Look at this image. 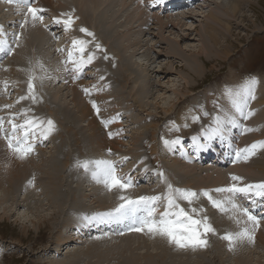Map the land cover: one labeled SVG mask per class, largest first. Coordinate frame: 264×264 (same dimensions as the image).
<instances>
[{
  "label": "rangeland",
  "instance_id": "obj_1",
  "mask_svg": "<svg viewBox=\"0 0 264 264\" xmlns=\"http://www.w3.org/2000/svg\"><path fill=\"white\" fill-rule=\"evenodd\" d=\"M1 1H4V5H7V6L5 7L6 10H4V12H2V14L0 13L1 14L0 17L7 18L9 15V16H11L12 19H14V17L17 16L18 13L24 14L22 11L15 12V9H10V7H8V6H10L11 3H9L8 0H1ZM51 1H52L53 6H58L62 0H58V1L57 0H51ZM144 1L145 0H143L142 3H140L139 1H135V4H134V1H132L131 2L132 3V9L139 8V9H143L144 11H146L147 8H149L147 10V12L149 11L150 13H144V11L142 10V13H143L142 19L143 20H145L149 16L152 17V19H150L149 21L147 20V22H146L148 25L146 30H149V27H150L149 24L152 21L154 22L153 25H155L156 27L152 28L149 33L148 32L146 34L143 33V35L140 37L143 40V42L138 44V45H140V48L137 51L135 50L136 47L130 49V52L133 50L135 51L136 54H134V57H133V55L131 57H133V59L136 57L134 60L138 62V65L140 64L139 65L140 68L135 69L136 72L133 71L129 75V77H130V78H128L129 83H127L126 86L123 87L118 82L114 81L115 78L113 79L112 76L109 74V73H113V71H112L111 67L109 66V64L108 65L106 64L107 63L106 60L104 61L105 62L104 65H105L107 70H105L103 67H101V65L97 61H94V63L92 65L87 66V67H89L92 74H87L90 71L85 69L84 74L79 79H72L73 74L68 71L69 74L71 73L70 76L72 78L69 76L70 77L69 83L67 85L65 84V79H63V78L60 79V77H58V79L54 81L53 77H49V75L47 76L48 78H46L47 82H46L45 88H48L47 91L50 94L55 93L58 96V98L61 99L65 105L69 106L74 111L73 113H75L77 108L74 106V104L71 100V96H70L71 91L69 89V88L74 86L77 89L79 96L84 101V104H86V106L89 107L88 109H89V111H91L90 112L91 114H89L87 116V119L85 118L83 121L82 120L78 121L77 118H74V120H73V118L70 119V117L65 118L64 117L66 115L65 113L63 115H61L60 112L58 114H56V113H54V111L52 112V110H50V108L47 107V105H46L47 103L45 102V100L43 98L39 100V103L45 102L46 104H44V106H43V104L40 105V110L38 111V113L43 118H51L56 122V132H54L52 134L54 136L52 139H51V136H49L48 140L38 141L36 144L35 153L32 156H30L28 159L23 160V162L26 161V163L30 162L26 170L28 171V173H30V172L31 173H30V175L27 176L26 179H24L22 181L23 186L21 189V193H20L21 195L20 196L22 199L23 197L26 196L25 194H29L31 192L33 187L36 186V188H37L39 185H42V183L40 181V176L42 173H40L38 171V164H41L43 162L42 161L43 157H44L43 155L44 154L48 155V152H50L53 148L52 146H54V148L57 150V154H56L57 159H60L66 163L64 166L65 170H63V175H62V178H63L65 185L63 184V188L60 189L59 192L64 194V197L66 198L65 199V202H66L65 205L68 204L70 207H67L65 212L62 211L61 215L59 214L60 215L58 217L59 219L57 222H55L57 224H54L53 227L42 226L40 228V230H38L36 227H34L32 225L31 221L39 213H40L39 215H41V213L47 214L50 212V210H49L50 206H49V208H47V205H45L46 207H44V208H40L39 212L36 208L37 206H36L35 202H36V200H40L38 197V195L40 196V191H41L40 188H38L37 190L36 189L33 190V192H35L36 194L32 195V198H30L28 205L27 204H21L22 206L21 205L19 206L18 200L16 201V204L13 203V201L10 199L16 197L15 195H18V193L20 191V187L15 186L11 182L13 176L7 175L8 170L5 171L0 167V178L1 177L4 178L3 180H0V187H2V188H0V198L3 197V195H8L10 199L8 200V202H6V204L9 207H11L15 212H17L16 215L21 214L23 216V217H21V219H15V217H11V216L6 215V214H1V211H0V246H1V248H3V249H0V252L3 251L5 248L7 249V252L2 254V256H0V264H50V262L55 260V259L57 261H59V259L63 260L66 257V252H74V251H81L84 253H82L76 259L77 261H74L73 264H90V263L96 262V261H97L96 262L97 264L100 261H101V264H132L133 260H140L142 264H146L147 263L145 261L146 258L143 257L147 254L146 252H149L150 250L151 251L153 250L154 252L156 251L154 248L149 247L151 245H149V246L148 245L138 246V243H139L138 241L137 242L135 241L134 244L130 245V248L128 250L124 247V245L122 246V244H121L122 242L124 244V242H126L127 240L122 241V242H117V243H119V245H117V243H114V242H111V244H110V241H111L110 239L112 238V235L115 234V232H113L111 230H106L104 232L107 235L104 233L96 232L95 229H94V231L90 232L91 234L89 232H87L86 235H84L83 234L84 228L87 230L89 228V225L86 222L87 219H85V217L91 218V217H95V216H89V215L81 216V221H83V223H81L82 225L76 226V227H75V225H73L72 227L70 226V228H68L69 230L68 229L65 230L68 227V225L71 224L70 223V218H71L70 214H72V213H74L80 209H85L86 211L89 212V211H91V209L96 208L93 211L96 212V214H98V210H100V209L97 208V206L100 205L101 210L107 209L105 211L108 212V208L106 207L107 204H105L104 201L97 198L94 194H93L94 197L90 194H89L90 196L87 195L90 192L88 186H90V185L95 186L98 183L94 180H93L94 182H85L84 181V176L89 174V173L86 172L83 168L76 167L75 165H76L77 161L111 159V160H116L119 162L122 157H128V160L123 161L120 164V171L122 173H128L133 177L135 187H137L136 191L139 192V194L134 196L133 198H136V197H139L142 195H149V196H151V195H164V193L161 189V184H164L165 182H164L163 178L160 176V173L162 172V173H164V175L166 177H168L171 175V173L173 171L179 170V169L178 168H176L175 170L172 169L171 173H167L164 170L163 166L160 164V162H162V161L167 162L169 165H172L173 161L177 160V161H179L181 166L183 165V167L185 169H188V168L191 169L192 168V172H190L188 174H190V176L191 175H193V176L190 177V176L186 175L185 178H187L194 185H198V184H200L201 186L204 185L205 187L204 186L200 187L201 192L205 188L206 189L213 188L210 185L215 183V182H218L216 175L213 173L214 169H216L215 167H218V165L214 161H219V163L222 164V162H221L222 160L218 156L212 155L211 161H209V160H201L200 161V159H197L196 157H194V154L196 155V153L199 150L202 151L204 149H208L210 143H216L217 144L221 141V139L225 140L224 136L211 134V135H209V136H211V140H209L210 139L209 136L205 137L203 135V132H202L200 135L194 136V138L197 137L199 141L197 140L196 144L189 146V149L188 148L185 149V147H182V146L188 145L187 139L190 138L189 133L192 130H193L192 131V133H193L194 130L196 129V127L194 125L192 127L187 126L185 121H183L179 116H182L186 112L188 113V111H192L194 109L193 106H191V104H190V102H191L190 99H192V96H194V95L197 97V103L200 105L201 110L205 109V104H210V103L213 104L214 103V106H217L216 103H218V101L215 100V95H216L215 93H216L218 87L220 85L221 86L227 85L225 83V81H228L227 86H231L232 85L231 81L233 79L232 77L237 78V79H235V81H241L245 78L246 75H250V76H248L250 78L251 75L258 73L264 78V0H249L250 3L248 1L247 2L240 1L239 5L240 4L244 5L242 7L243 11L241 12L244 14L241 15L240 18L237 20L233 19L229 15L228 16L225 15L227 20H229L228 25H230V27L232 29L231 35H229L228 31H225L224 27L222 26L223 24L217 25L219 27V29H218V31L216 30L217 33H215V35H216V38L218 39L217 41H223V43L219 44L218 47L216 46L215 51L216 50L217 51H216V53H213V55H211V56L203 55V56H200V58L198 60H196L197 64L202 67L199 74L194 73V72L189 73L187 66H183L182 65L183 61H180V60H181L182 56L184 55V52L187 53V54H185L186 55L185 57H189L192 54V50L194 49L193 48L194 45L201 43L202 39H204V38L209 39V33L204 34L206 32L205 29L209 23L214 24V22L209 19L208 14L212 11H217V12L223 11L221 9L219 10V4L216 3L218 0H208L207 3L199 0V1H197V4H192V2H190V3L188 2L187 3L188 5L184 4L183 8L178 10L179 12L178 11H171V12H176V15H178L179 13H180V15L182 14L181 21L177 20L175 26L167 27V28H164L162 30L159 28L158 24L157 25L155 24L156 19L153 16L154 12H159L158 8L161 7L160 2H156V0H146L147 3L144 5ZM219 1L221 2V0H219ZM222 2L228 4L227 0H222ZM152 3H153V5H152ZM109 4L110 5L113 4L112 8L110 10V13H109L108 9H105L103 11L100 10V12L102 15L106 13V17L112 21L114 18L116 20H123L124 21L125 18L127 16H129L130 13H132L129 11L131 8L130 4L122 11H121L122 6L120 5L121 4L120 1L115 0L114 2H111ZM125 4H127V2H125ZM68 5H69V3H68ZM72 5H74L73 1H72L71 5H69L68 8H66V9H62V7H61L60 9H58L59 12L46 11L45 14H47L48 20H50L49 15L55 17V16H57L56 14H58V13H59L58 15H60L61 13L69 12V11L74 9V8H72ZM206 5H208V6H206ZM203 6H205V7H203ZM221 6L226 8L225 5L224 6L221 5ZM74 7H77V5ZM92 10H93V7L90 9V11H92ZM6 12L8 13V15L6 14ZM14 12L17 14H15ZM4 13H5V15H3ZM120 13H122V14H120ZM160 13H161V15L162 14L163 15L168 14L167 9H164V10L161 9ZM194 13H196V14H194ZM75 14L76 13H74V15ZM219 14H224V13L220 12ZM21 17H23V15H21ZM174 17H176V16H174ZM164 18L166 19V17H164ZM81 20H83V17L81 18ZM243 20H245V22ZM1 21H4L3 22L4 23V29H7L6 28V26H7L12 31H13V29H16L18 32H22L21 28L19 27L20 21H18L17 25H15L14 22L12 24L11 23L6 24L5 19L4 20L0 19V22ZM50 21H53V20H50ZM82 22H85V20H83ZM240 23H241V25H240ZM75 26L76 25H74V27ZM186 27H187V29H186ZM90 31H92V30H90ZM211 31H213V30H211ZM76 32H77V27L75 28V34H74V32H71V34H69L70 45H71L72 39L76 38ZM135 32H139V24H136ZM100 34L102 35V38L104 39V35L101 32H100ZM116 34H117V30H116ZM217 34H218V36H217ZM223 34H224V36L226 34L227 37L225 36V38H223L224 37ZM71 36H74V37H71ZM130 37L132 40H134L136 38V36L132 35V34L130 35ZM182 37H183V39H182ZM163 38H165V39H163ZM91 39H93V38L90 37V41H92V43L90 44V48H92L95 45L96 41L98 42V40H99L96 35H95V40H91ZM117 40L121 41V38H118ZM172 40H175V41H172ZM176 41H179V45H181V48L183 47V48H187V49H182L180 51V54H178L176 56L171 55V54H167V49H166L168 47L167 44L170 42H174L176 44ZM49 42L51 44L48 47H53L54 46L53 42L50 40H49ZM213 43L216 44V42H213ZM206 44H207V42H206ZM32 45H33V43H31L29 45V48H30V46L32 47ZM230 45H231V50H230L231 53L227 56L226 53H229V51H227V50L230 48L229 47ZM148 46H149V48H147ZM70 47L71 46H69V49H70ZM189 48L192 50H189ZM53 49H54V53H56V55H55L56 59L60 60L58 48L56 46H54ZM223 49H224V51H223ZM50 51H51L50 48H48L45 52H42V53L49 54ZM225 51H227V52H225ZM66 54H67V51L64 54H62L61 57L66 58V56H67ZM29 55L31 56V53ZM97 55L101 60L103 59V57L101 58V56H100V55H103V53L99 54L97 52ZM95 62H97L100 66L98 64H96ZM7 65H9L7 70L12 68V67H15V64L11 60L8 61V58H3V60L0 61V82L5 81L4 77H6L5 75H7V72H8L6 70ZM91 67H92V70H91ZM25 68L26 67H24V69ZM102 72H103V74H102ZM187 73H189V76H187ZM49 74H51V71ZM232 74H234V75H232ZM10 75L13 76V73H11ZM55 75H56V73H55ZM100 77H104V79L101 80ZM185 78H187V80H189V82H190L189 84L186 83ZM135 79H137L136 81L140 82V85H138V87L139 86L140 87L133 89L132 87L135 84H137V82L135 83V81H134ZM79 80L80 81L84 80L86 85L85 86L84 85L75 86L74 83L80 82ZM48 82L52 83V85L48 84ZM143 83L149 85V89H148V90H150L149 93H147V90H145L141 87V85ZM15 84L17 85V83H15ZM87 85H89V86H87ZM92 85H97V87H102L104 90L99 91V92L93 90L90 95H86L85 92L83 91V88H86V87L90 88ZM60 86H63L64 89ZM186 86H188V87H186ZM0 87H3V85L2 86L0 85ZM14 87L15 86H14V82H13V87L11 86V84H9L8 90H7V92H5V94L0 93V103H2V102L4 103L6 100H8L10 95H13L15 93H17V94L19 93V91L17 90L19 88V86L18 87L16 86L15 88ZM56 88H58V89H56ZM136 89H139L138 93L133 92ZM259 89H260V87H259ZM72 90H73V88H72ZM117 90H118V92H117ZM174 90H176L177 92ZM218 90L220 91V89H218ZM179 91H181V93L185 91L183 94H185L186 96L185 95H184L185 97L180 96ZM0 92H2V91H0ZM207 93H211V95L213 97V100L210 101L209 103L206 100ZM259 93H261V94L263 93V95H262L263 101L261 102V105H259V108H257V110H260V112H261L260 117H262L264 114V89H261L259 91ZM121 94H123V95H121ZM217 95H218V93H217ZM132 96H134L135 98L143 96L144 100L148 101L150 103V106L146 107V108H148L146 112L143 111L142 113H140L138 110L135 109L138 106L134 105V98ZM159 96H161V97H159ZM241 96H244V95L241 94ZM128 98L131 100L128 101L127 100ZM91 100H95L98 107L101 109V112L99 115H97L95 109L92 107V104L89 102ZM155 101H158V104L160 106L159 109H161V106L163 107V105H164V107H166V106L170 107V108L172 107L173 110H171L170 112L157 113L158 111H161V110H158L155 107ZM205 101H206V103H205ZM186 102H188L189 104H186ZM33 106L34 105L29 106V107H31L36 112V108ZM130 106H132V107H130ZM18 108L19 107L17 105H15V107L12 109H1V106H0V112H7L9 110L19 112L20 110H18ZM55 108L60 109V107H58V106H55L52 109H55ZM14 109H16V110H14ZM147 112H153V113H149V115L147 116V114H148ZM8 114H3L0 116H7ZM116 114H118V115H116ZM30 115H35V114L33 112H31ZM105 117L107 119L111 120V123H109V124L113 123V128H112V125L111 126H109V125L105 126L102 123V120H105ZM149 117H151V118H149ZM88 118L91 119L93 122H96V123L98 122V124H96L98 127L101 126V128H99V131H100L101 137L104 140L109 139L111 141L113 139L114 141H120L119 148L116 149L112 145L107 146L105 144L104 145L101 144V148H103V149L99 148L100 147L99 143H102V142L101 141L94 142L88 136L89 135L88 134L89 133L88 122L91 121V120H88ZM112 118H114V119H112ZM67 119L69 120V122ZM262 120L264 121V118ZM150 121L153 122L152 124H156L157 127L155 128L151 124ZM180 121H181V123H180ZM99 122L101 125H99ZM240 123L242 125V122H240ZM235 124L236 123H232V125L227 126L225 129L226 131H230L233 134V138L231 140H233L232 144L234 145L235 148H238V146H241V148H243L247 145H250L254 141H257V139H255V137H254V131H252L253 133L248 132L247 134H244V135L242 134L243 135L242 136L240 134V132L237 131L238 128L235 127ZM66 126L71 127L72 130L66 131L65 130ZM108 126L110 129L112 128L114 130V131L110 130L112 133H114V132L116 133L112 137H110L108 135V133L110 132L108 130L109 128H107ZM152 126H153V128H152ZM244 126H246L245 122H244ZM252 126H253L252 127L253 129L256 128V125L253 124ZM6 127H7V124H6ZM263 127H264V125H263ZM119 128H120L121 132H119ZM167 128L171 131L176 130V132L177 131H180V132L183 131L184 135L180 137V143L179 144H176L175 146H174V144H171V146H169V147L166 146L165 147L166 153L164 156H161V155H163V152L161 155L158 153L159 152L158 145H159V143H161L159 138H160L161 134H164L163 129H165V131H166ZM261 129H260V131H261ZM161 131H162V133L160 134ZM236 131H237V133L234 134V132H236ZM260 131L258 130L257 132L259 133ZM137 132L143 133V135H141L140 139L145 137V139L140 140L139 145H141V149L134 150V151H131V149L128 150L129 147H131L130 141H132V142L135 141L133 136H135L137 134ZM57 133H59L60 135L59 134L57 135ZM197 134H198V132H194V135H197ZM163 136L164 135H162V140L164 141ZM214 136H216V138H217L216 142L214 140H212V138ZM156 138H157V140H156ZM176 139H173L172 141H175ZM183 139H184V141H186L185 144L183 143ZM261 139H264V137ZM201 140L203 142L205 141V144L200 143ZM45 141H46V144H45ZM91 141L95 144V146H93ZM235 141H238V143H235ZM121 142L123 144L126 143V145L122 146ZM96 145H97V147H96ZM198 145L200 146L199 148H197ZM94 148H96V149L98 148V149L96 150ZM108 149H111V152H109ZM95 150H96V152H95ZM177 150H178V155H177V153H175ZM232 153L234 154V151H232ZM1 154H6V156H4L3 158L0 157V160L6 159L7 156H11L9 153L8 147L4 151H0V155ZM137 156L139 159H141V158L146 159V160L144 159L146 162V167L144 166L143 163H141L142 166H139V168H138V162L140 160L137 158ZM206 156H207V154H205L203 157L205 158ZM256 156L260 157V158L264 157V156H260V154L257 153L254 157H251V158H255ZM12 158H14V157H12ZM14 159H15V161L19 162L18 159H16V158H14ZM33 160L35 162L41 161V163L35 164V162H34L33 166H32ZM8 161H10V160H8ZM20 162H21V160H20ZM1 163H0V165H1ZM3 163H5V161H3ZM232 163L233 162H231L228 166L232 165ZM211 165L215 166V167L213 168V167H211ZM228 166H227V168H228ZM69 168L71 170V174H70L71 177L68 176L69 175V170H68ZM1 169L5 172H3V171L1 172ZM181 169H183V168H181ZM140 170H143L144 173L146 175H148V178H149V175H151L154 178H152L151 181L148 183L137 182L138 180H137V176L135 173H137V171H140ZM179 171H181V170H179ZM79 173H81V175H78ZM73 177L78 178V184H76V182L74 181L73 187L75 188L77 185L85 184L84 189H86V191H80V192L77 191L74 195H72L69 192L68 183L73 182ZM33 178H34V183L30 184L29 181H32ZM159 180H162L161 184L159 183ZM24 183H25V186H24ZM3 185H5L6 187H3ZM165 185L167 187L166 183H165ZM206 185H209V186L206 187ZM173 186L176 187L175 185H173ZM43 187H44V185H43ZM135 187H133V188H135ZM192 187H194V186H192ZM104 188H105V186H104ZM194 188L196 189L197 187H194ZM105 190H107V189L105 188ZM23 191H24V193H23ZM87 191H89V192H87ZM118 195L119 194L116 191H113V192H110V194H107L108 197H111V199H113V200H110L109 202H111V203L108 204L111 206L110 211L113 210L120 203V201L118 199ZM213 195L216 196L217 198L222 197V194H219V193H213ZM88 196H89V198H88ZM179 201H183L184 203H186V201L183 199H179L177 202H179ZM82 203H84V205ZM157 205H158L157 213H161V212L165 211V209L167 207L166 200L162 199L161 201L158 202ZM209 205H210V202H209ZM71 206H73V209ZM76 206H78L79 208H77ZM211 207L214 208L213 206H211ZM259 207H260V205L257 206L256 208L259 209ZM255 209H253L254 212H256ZM36 210H37V212H36ZM68 212H70L69 215L67 214ZM18 213H20V214H18ZM63 217L66 218L65 220H67V222L64 220ZM26 218L28 219L27 221H26ZM106 219H108V217L104 218V221H106ZM108 221H110V220H108ZM61 222H63V223H61ZM123 222L127 226L126 230L129 231L128 226H129V224L132 223V221L130 219H122V224L124 227ZM263 222H264V220L261 221V227L259 228L260 230L258 229L256 232L255 243H249L247 241H246V243L242 242L243 248L247 249V252L245 251L246 252L245 253V259L243 258L242 260H240V261H242V263H240L239 260H237L238 257L235 256V254L228 252V251H230L229 248L226 250L224 247L223 248L228 253L227 252L225 253V251H223V255H225L224 256L225 259H224V262H221V259L219 258V256H217V258H215V255L217 254L216 250L212 249L208 245L207 248H198V250H200L201 252H204L206 249L209 250V254H207V255L212 254V257H210L211 260H207L203 263L202 262H200V263L192 262L190 264H234V263L235 264H237V263L238 264H264V235H263V237H259V233L264 232V223ZM22 223H24V224H22ZM65 224H66V226H65ZM28 225H31V226H28ZM57 226H58V230L56 229ZM62 230H65L64 236L61 234L63 232ZM70 233H71V235H75L76 237L78 235L80 240L77 241L76 243H74L73 245L66 244L64 246V243L66 242L65 240ZM110 233H112V234H110ZM129 235L130 234L127 233V236H129ZM89 236L92 240L89 238ZM104 236H105V239H103ZM83 237H84V239H83ZM100 237H101V239H100ZM106 237H107V239H106ZM108 238H110V239H108ZM149 240H150V237H149ZM91 242H92V246H91ZM96 245L98 247H96ZM132 246L135 248L137 247L136 248L137 251H135V255L139 259L132 256L133 252H134L131 250ZM87 247L88 248L93 247V249L96 247V250L94 249V251L91 252V254H88L87 253V250H88ZM100 247H101V250H100ZM63 248H64V252L60 253V250ZM56 249H58V250H56ZM188 249L191 250V248H188ZM170 252H171V254H177V256H172L170 254ZM85 253H87L88 256H85L84 255ZM169 254H170V256L168 258L169 262L175 261L176 264H181L180 260H182V258H181L182 256L180 257V255H184L182 249L177 248L174 245V247L172 246L170 248V250L167 251V257ZM106 255H107V257H106ZM1 257H3V259H1ZM170 259H171V261H170ZM168 261L166 260L165 263H160V264H167V263L170 264Z\"/></svg>",
  "mask_w": 264,
  "mask_h": 264
},
{
  "label": "bare ground",
  "instance_id": "obj_2",
  "mask_svg": "<svg viewBox=\"0 0 264 264\" xmlns=\"http://www.w3.org/2000/svg\"><path fill=\"white\" fill-rule=\"evenodd\" d=\"M72 1L74 3V5H72V8L75 9V13H76L75 15L78 16L80 18V20H78L76 22V24H75L76 26L73 27V30L71 32H74V34H75V28L77 27V25L81 26L83 20H85V26L84 27H86L88 29L91 28L90 22L92 24V27H93L94 22H95V25L101 30L100 32L104 35L103 41L102 42L99 41V43L103 47V50H97V52L99 54L103 53V55H100L101 57H104L105 55H107L108 58L110 59V62L107 61V59H106V61H107V65L109 64V66L111 67V69L113 71V73H111V75H112V78H115L114 81L118 82L123 87L126 86L127 83H129V80H128V78H130L129 75L133 71L136 72L135 69L140 68L139 67L140 64L138 65V62L134 60L136 57L133 59L134 54H136L135 51L133 50L134 52L133 51L130 52V49L136 47L135 50L137 51L140 48V45H138V44L143 42V40L140 38L143 35V33L144 34H146L147 32L149 33L152 28L156 27L155 25H153L154 22L152 21L149 24V26H150L149 30H146L147 28H145L143 30L144 27H142V26H144L146 24L147 20L149 21L150 19H152V17L149 16V17H147L148 19L146 18L145 20H143L142 19V16H143L142 10L143 9H139V8L132 9V3L131 2L134 1V0H130V1L129 0H117V1L121 2V4H120L122 6L121 7V11L124 10L129 4L131 5V8H130L129 11L132 12L133 14L130 13V15L127 16L124 21L123 20H116L115 18L112 21V20H110V19H108L106 17V13L102 15L101 12H100V10L103 11L105 9H108V11L110 13V10H111L113 4L110 5L109 3L114 2L115 0H62L59 3L58 6H53L51 0H37V6L47 9V11L59 12L58 9H60L61 7H62V9L68 8V6L71 5ZM197 1H199V0H191L192 4H197ZM200 1L207 3L208 0H200ZM227 1H228V4L223 3L222 0H221V2L219 0L216 2L217 4H219V10L221 9L223 11H218V12L217 11H212V12H210L208 14L209 19L214 22V24L213 23H209L207 25L206 29H205L206 32L204 34L209 33V39H206V38L202 39L201 43L193 46V48H194L193 50L189 48V50H192V54L189 57H185L186 56L185 54H187V53L184 52V55L182 56L180 61H183L182 62L183 66H187L189 73L194 72V73L199 74L202 67L197 64L196 60H198L200 58V56H203V55H207V56L208 55L209 56L213 55V53H216V51H217V50L215 51L216 46L218 47L219 44L223 43V41H217L218 39L216 38V35H215V33H217V31L219 29V27L217 25H222L223 24L222 26L224 27L225 31H228L229 35H231V32H232L231 30L232 29H231L230 25H228L229 20H227L225 15H227V16L229 15L235 20L239 19L240 16L244 14V13H241L243 11L242 7L244 5H242V4L239 5L240 1H244V2L248 1L249 2V0H227ZM125 2H127V4H125ZM139 2L142 3L141 1H139ZM188 2L189 1H186L184 4H187ZM68 3H69V5H68ZM146 3H147V1L145 0L144 1V5ZM162 3H170V5H173V7L178 6L177 8H183V6H184L183 3H181L180 5H177L175 3V0H162ZM134 4H135V1H134ZM76 5H77V7H74ZM152 5H153V3H152ZM160 5H161V7L158 8L159 11H161V9L164 10V9H166L168 7V5L167 6H164L162 4H160ZM221 5H223V6L225 5L226 8L222 7ZM6 6L7 5H4V1L0 0V13L1 14H2V12H4V10H6V8H5ZM206 6H208V5H206ZM8 7H10V9H15V12H19L18 9H17V6L14 3H11V5L8 6ZM92 7H93V10L90 11V9ZM203 7H205V6H203ZM148 9L149 8H147V10ZM147 10L146 11L143 10L144 13H150L149 11L147 12ZM167 12H168V14H164V15L163 14L161 15L160 12H154L153 13L154 18L156 19L155 24L156 25L158 24L159 28L161 30L164 29V28H167V27L175 26L176 25V21L177 20L181 21V19H182V14L180 15V13L178 15H176V12H171V11H169V9H167ZM220 12H223L224 14H219ZM6 14L8 15L7 12H6ZM15 14H17V13H15ZM58 14H56V15H58ZM120 14H122V13H120ZM194 14H196V13H194ZM3 15H5V13ZM21 15H23V17H21ZM174 16H176V17H174ZM82 17H83V20H81ZM94 17H96V18H94ZM164 17H166V19ZM23 18H24V14H19V13H18L17 16L14 17V19H12L11 16H9V15H8L7 18L0 17V19H2V20L5 19L6 24H8V23L12 24L14 22L15 25L18 24V22H16V21H22ZM243 21L245 22V20H243ZM136 24H139V32H135ZM47 25L50 26V23L48 21H47ZM240 25H241V23H240ZM47 28H49V27H47ZM47 28H45L44 24H42L40 22H37L35 25H32L31 23H29L28 25H26L24 27V29H21L22 33H23L21 35V37H20V40H19V43L22 44L21 48H17L16 47L15 48V52H14L15 54L13 53L12 55H5L3 53H0V61H2L3 58H8V61L11 60L15 64V67H12V68H10L8 70H7V68L9 67V65L6 66V70L8 72H7V75H5L6 77H4V79L7 80V81L10 80L9 84H11L12 87H13V82H14V86L15 87L19 86V88L17 89L19 91L18 94L15 93L13 95H10L8 100H6L4 103L3 102L0 103L1 109H4L2 106L5 105V104L17 105L19 107L18 110H20V111L22 109H25V108H31L29 106L34 105L33 107L36 108V112L31 108L32 112L36 116L42 117V116H40L38 111L40 110V105L43 104V106H44V104H46L45 102H47L46 105H47L48 108H50V110H52V112L54 111V113H56V114H58L60 112L61 115H63L65 113L66 114L64 116L65 118H69L70 117V119L73 118V120H74V118H77L78 121H81V120L83 121L85 118L87 119V116L89 114H91L90 113L91 111H89V109H88L89 107H87L86 104H84V101L81 99V97L78 94L77 89L74 86L69 88V89L71 91V93H70L71 100H72L74 106L77 108L75 113H73L74 111L69 106L65 105L64 102H62V100L59 99L58 96L55 93L54 94H50L47 91L48 88H45L46 87V82H47L46 79H44L42 83L40 81L36 82L37 85H38V92H39L40 96L45 100L44 103H39V102L38 103H33L30 99L22 100V101H19V103H17L18 98L20 96H22V95H25L26 92H27V79H28V72L26 71L27 69L35 67V71L37 72L38 75L39 74H44V75H46V77L49 75V77H53L54 81L57 80L58 77H60V72H61L62 67H63V65H61V61L55 60V59L53 60V58L51 59L49 57L51 55V52L47 56H46L45 53H42V52H45L49 48L48 46L51 44L49 42L48 37L44 35V33L46 32ZM79 29L80 28H78L77 31H79ZM186 29H187V27H186ZM116 30H117V34H116ZM211 30H213V31H211ZM5 31L7 33H9V34H11L12 32H18L16 29H13V31L6 29ZM131 34L136 36V38L134 40L131 39V37H130ZM111 36H113V37H111ZM217 36H218V34H217ZM223 36H224V34H223ZM225 36L227 37L226 34H225ZM225 36L223 38H225ZM71 37H74V36H71ZM81 37L83 39L88 40V36L85 33L81 32ZM112 38H114V40ZM118 38H121V41L117 40ZM163 39H165V38H163ZM182 39H183V37H182ZM91 40H93V39H91ZM172 41H175V40H172ZM206 42H207V44H206ZM213 42H216V44L213 43ZM31 43H33V45H32V47L30 46V48H29V45ZM167 45H168V47L166 48L167 49V54H171V55H174V56L180 54V51L182 49H187V48H183V47L181 48V45H179V41H176V44L174 42H170ZM229 47L230 48L227 50V51H229V53H226L227 56L231 53V51H230L231 50V45ZM147 48H149V46ZM90 49H94V46L92 48H90ZM223 51H224V49H223ZM227 51H225V52H227ZM30 53L32 54V56L29 55ZM34 55H36V57L40 59L41 64H43V66L44 65L47 66V64L48 65L51 64L49 67H52L53 63H55L54 64V66H55L54 69H55L56 75L49 74L51 70H45L44 68L41 69L38 66V64H37V62H39V60ZM132 55H133V57H131ZM32 59L34 60V64H32ZM95 61H97L98 63H101V64L103 63L102 60L99 57ZM97 62H95V63L98 64ZM24 67H26V68L24 69ZM91 70H92V67H91ZM90 72L87 73V74H92ZM11 73H13V76L10 75ZM189 73H187V76H189ZM102 74H103V72H102ZM70 75H71V73L69 74V76ZM232 75H234V74H232ZM232 78L233 79L231 81L232 82L231 86H224V85L221 86L220 85L218 87V89H220V91L217 89L216 93H218V95L217 94L215 95V100L218 101V103H216L217 106H214V103L212 102L213 104H211V103L210 104H205V109L201 110L200 105L197 103V97L194 95L195 97L192 96V99H191V102H190L191 106H193L194 109L192 111H188V113L186 112L182 116H179L183 121H185L187 126H191L192 127L194 125L196 127L194 132H198L197 135H194V132L192 133L193 130L190 131V133H189L190 134V136H189L190 138L187 139V141H188L187 144L188 145L182 146V147H185V149H187V148L189 149V146L196 144V141L198 140V138L197 137L194 138V136H198L202 132H203V135L205 137H208L209 135L214 134V129H216L218 127L222 131V135L224 136L225 140L221 139V141L220 142L218 141L219 143H217V144L216 143H210L208 149H204L202 151L199 150L196 153V155L194 154V157H196L197 159H200V161L201 160H209V161H211V156L212 155L218 156L222 160L221 161L222 164H220L219 161H214V162H216L218 167H215V166L211 165V167H213V168L215 167L216 168V169H214L213 173L216 175L217 180H218V182H215V183L210 185V186L213 187L211 189L223 187V186H226L229 183H231V179H230V175L231 174H236V175L244 177V182H246V183H255V182H259V181H264V178H263L264 177V157L260 158V157L256 156L255 158H250L247 161L241 160V161L234 162L235 161V156L232 153V151H235V147L232 144L233 140H231L233 138V134L230 131H226L225 130L227 126L232 125V123H236L235 127L238 128V131L240 132L241 135L242 134L244 135V134H247L248 132L247 133H242L241 128H240V125H241L240 122H242V125H244V122H245L246 123V127H250V128H252L253 127L252 125L254 124V125H256V128H255L256 130L254 131V137L257 140H259V139L262 140L261 138L264 137V127H263L264 121L262 120L264 118V114H263L262 117H260L261 112H260V110H257V108H259V105H261V102L263 101L262 100L263 93L261 94V93H259V91L261 89H264V78L258 73L254 74V75H251L250 78L249 77L244 78L241 81H235V79H237L236 77H232ZM253 78H255L258 81V83L255 85V88H254V96H255V98L251 99L249 101V107L252 110H254V115L245 120V118L240 115V110H239L240 109V105H241L240 102L242 101V99H246L247 98L248 91L246 92L247 95L246 96L244 95V90L245 89L247 90L245 85H246L247 81H249V80H251ZM136 80L137 79H135L134 81H135V83L137 82V84H135L132 87L133 89L137 88L138 85H140V82H138ZM185 80H186L187 84L190 83L189 80H187V78H185ZM15 83H17V85ZM48 84L52 85V83H49V82H48ZM0 85L2 86L3 84L0 83ZM74 85L75 86H79V85H84L85 86L86 83H85L84 80H82L80 82L74 83ZM87 86H89V85H87ZM241 86H243V91L239 90V88ZM60 87L63 88V86H60ZM141 87L143 89L147 90V93H149L150 90H148L149 89V85L148 84H144L143 83L141 85ZM186 87H188V86H186ZM259 87H260V89H259ZM72 88H73V90H72ZM56 89H58V88H56ZM0 91H2L0 93L5 94V91L3 90V87H0ZM138 91H139V89H136L133 92L134 93H138ZM174 91H176V90H174ZM117 92H118V90H117ZM179 92H180L179 93L180 96H184L185 95V94H183L185 91L182 92V93H181V91H179ZM241 94H243L244 96H241ZM121 95H123V94H121ZM206 96H207L206 100L208 101V103L213 100V97H212L211 93H207ZM132 97L134 98V105L138 106L135 109L138 110L140 113H142L143 111L146 112L147 109H148L146 107L150 106V103L148 101H145L143 96H140V97H137V98H135L134 96H132ZM159 97H161V96H159ZM127 100L129 101L131 99L128 98ZM238 102L240 103L239 106H238ZM205 103H206V101H205ZM219 103H221L222 105L219 104ZM186 104H189V103L186 102ZM55 106L60 107V109H57V108L52 109ZM130 107H132V106H130ZM155 107L158 110H161V111H158L157 113L170 112L171 110H173L172 107L171 108L167 107V106L164 107V105H163V107L161 106V109H159L160 106L158 104V101H155ZM14 110H16V109H14ZM10 112H15V111L9 110L7 112H0V115L8 114ZM147 113H148L147 114V116H148L149 113H153V112H147ZM116 115H118V114H116ZM197 117H198V119H197ZM149 118H151V117H149ZM105 119H107V118L105 117ZM88 120H91V119L88 118ZM68 122H69V120H68ZM152 123L153 122H151V124ZM180 123H181V121H180ZM96 124H98V122L96 123V122H93L92 120L90 122H88V131H89V133H88L89 135L88 136L90 137V139L93 140L94 142L101 141L102 143H99L100 144L99 148H101V144L102 145L105 144L107 146L112 145V146H114V148L118 149L120 141H114L113 139L111 141L109 139H105L104 140L101 137L100 131H99V128H101V126L98 127ZM99 125H101L100 122H99ZM108 125L109 126L112 125V128H113V123L112 124H108ZM152 125L155 128L157 127L156 124H152ZM109 126L107 128H109ZM153 126H152V128H153ZM112 128L111 129L109 128L108 130L112 131L113 130ZM260 129H261V131H260ZM65 130L66 131H71L72 129L69 126H66ZM258 130L260 131L259 133L257 132ZM119 132H121L120 128H119ZM163 132H164V134H161L162 131L160 132L161 135H160L159 140H160L161 143H159V145H158V149H159L158 153L161 155L162 152H163V155H161V156H164L165 153H166V148L165 147L166 146L167 147L171 146V145H166L165 142H164L165 140L172 141L173 139H176L178 136H179L178 138L180 139V137L184 135L183 131H181V132L177 131L176 132V130L171 131L168 128H167L166 131H165V129H163ZM58 134L59 133H57V135ZM141 135H143V133L137 132V134L135 136H133L135 141H133V142L130 141L131 142V144H130L131 147H129L128 150L131 149V151H134V150L141 149V145H139L140 140L141 139H145V137L140 139ZM162 135H164L163 136L164 137V141L162 140ZM53 137L54 136L51 135V139ZM46 140H48V138ZM156 140H157V138H156ZM202 140L200 141V143L205 144V141L203 142ZM209 140H211V139H209ZM212 140H214L216 142L217 141L216 136H214L212 138ZM0 141L2 142V143L0 142V151H4L7 148V142L1 137H0ZM235 143H238V141H235ZM45 144H46V141H45ZM92 144H93V146H95V144L93 142H92ZM121 144H122V146L126 145V143L123 144L122 142H121ZM175 145L176 144H174V146ZM52 147L53 148H52V150L50 152H48V155H46V154L43 155L44 157H43V160H42L43 162L42 163H41V161H38V162H35L34 160L32 161V166H33L34 162H35V164L36 163H41V164H38V171L40 173H42L41 176H40V181H41L42 185H39L37 188H36V186L33 187L31 192L29 194H25L26 196L23 197L22 199H21V196H20L21 195L20 194L21 193V189H22V186H23L22 181L24 179H26L27 176L30 175V173H31V172L28 173V171L26 170L30 162H27V163H26V161L25 162H23V161L20 162V160L18 162V161H15V159L12 158L11 156H7L6 159H1L0 160V163L2 162L0 167L3 170H5V171L8 170L7 175L13 176L11 182L15 186L20 187V191H19L18 195H15L16 197L10 199L8 195H3V197L0 198V211H1V214H6V215H9L11 217H15V219H21V217H23V216L20 213H18L20 215H16L17 212H15L11 207H9L6 204V202H8V200L10 199V200L13 201V203L16 204V201L18 200V205L19 206L21 204H27L28 205L30 198H32V195L36 194L35 192H33V190H35V189L37 190L38 188H40V190H41L40 191V196L38 195L40 200H36V202H35L38 212L40 211L39 210L40 208L46 207L45 205H47V208H49V206H50V209H49L50 212L49 213H47V214L41 213V215H39L40 214L39 213L31 221L32 225L34 227H36L38 230H40V228L42 226H44V227H48V226L53 227L54 224H57L55 222L58 221V219H59L58 217L62 214V211L65 212L66 208L70 207L68 204L65 205L66 204V202H65L66 198L64 197L63 193L59 192V190L63 188V184H64L62 175H63V170H65L64 166H65L66 163L63 162L60 159H57V155H56L57 154V150L54 148V146H52ZM96 147H97V145H96ZM199 147L200 146L198 145L197 148H199ZM238 148H241V146H238ZM94 149H96V148H94ZM101 149H103V148H101ZM96 150H95V152H96ZM178 150L175 152V153H177V155H178ZM257 153H259L260 156H264V150H258ZM205 154H207V156L204 158L203 156ZM4 156H6V154H1L0 155L1 158H3ZM137 158H138V156H137ZM144 159L143 158L139 159L140 160L139 162L136 160L138 162V168H139V166H142L141 163H143L144 166L146 167V162H145L146 159L145 160ZM2 160L5 161V163H3ZM8 160H10V161H8ZM231 162H233V163H232V165H230L231 166L230 167L228 165ZM160 164L163 166L164 170L167 173H171L172 169L175 170L176 168L181 170V171L175 170V171H173L171 173L170 176L167 177L168 182H170L171 184L175 185L176 186L175 188H187V189L195 190L198 193H201V188L200 187H203L204 185H202V186L200 184L194 185L187 178H185L186 175L190 176V174H188V173L192 172V168L191 169H189V168L185 169L183 167V165L181 166L179 161H177V160L173 161L172 165H169L167 162H164V161L160 162ZM227 166H228V168H227ZM181 168H183V169H181ZM2 169H1V172L3 171ZM68 170H69V175L68 176L71 177L70 168ZM5 171H3V172H5ZM135 174L137 176V180H138L137 182H140V183H148V182L151 181L152 178H154L151 175H149V178H148V175H146L143 170L137 171V173H135ZM78 175H81V173H79ZM191 176H193V175H191ZM3 179L4 178H2V177L0 178V180H3ZM74 181L76 182V184H78V178H74V177H73V182H69L68 183L69 192L72 195H74L77 191H79V192L80 191H86V189H84L85 184L77 185L74 188L73 187ZM84 181L85 182H94L93 179L91 178L90 174H87V175L84 176ZM161 182H162V180H159L160 184H161ZM43 185H44V187H43ZM191 185L194 186V187H197V188L195 189ZM24 186H25V183H24ZM101 186H102V184H100V183H98L95 186L94 185L88 186L90 192L87 191V192H89L87 195L90 194V195L93 196V194H94L97 198H99L100 200L104 201L105 204H107L106 207L108 208V212H109L111 206L108 205V204L111 203L109 201L113 200V199H111V197H108L107 194H110V192H113V191L105 190L104 185L102 187ZM207 186H209V185H206V187ZM3 187H6V186L3 185ZM0 188H2V187H0ZM136 189H137V187L132 188L126 194L131 196V197H134V196L139 194V192H137ZM161 189H162L164 194L167 193V187H166L165 183L161 184ZM23 193H24V191H23ZM89 196H88V198H89ZM239 202L244 204L245 206L253 208V206L251 204H249L245 200L241 199ZM178 203L180 204L181 207L185 208V210H187V211H190L191 208H193V207L197 208V210H198V212L196 213L197 217H199L201 215H207V217L209 218L210 223L216 229V234H214V235L213 234H209L208 235V237H207L208 241H209L208 245L212 249L216 250L217 254L215 255V258H217V256H219V258L221 259V262H224V259H225L224 256L225 255H223V251H225V249L227 250L228 246H227V241L223 240L221 237L228 231H236V230H238L239 226H237L233 222V220L230 219L228 214L221 213L218 209L212 208L211 207L212 206L211 203H210V205H211L210 206L209 205V201L203 195H200L199 198L196 199L195 201H193L191 204H189L188 201H186L187 204L184 203L183 201H179ZM260 203L261 202L258 201L257 202V206H259ZM82 204L84 205V203H82ZM257 206H255L253 209H255ZM71 207L73 209V206H71ZM76 207L79 208L78 206H76ZM157 207H158V205H157ZM97 208L100 209V210L97 209L98 213L107 212V211H105L107 209H105V210L102 209L101 210L100 205L97 206ZM200 208L204 209L203 213L199 212ZM95 209H91V211H89V212L86 211L85 209H80V210H78V211H76V212H74L72 214H70V212H68L67 214L71 215V218H70V223L71 224H69L68 227L65 230L70 228V226L72 227L73 225H75V227L82 225L81 223H83V221H81V216L89 215V216H95L96 217L97 214H96V212L93 211ZM37 210H36V212H37ZM255 210H256V212H254V213L264 214V207L260 206L259 209L256 208ZM27 218H26V221L28 220ZM63 218H64V220L66 219L65 217H63ZM108 220H110V221H108ZM65 221L67 222V220H65ZM86 222L88 223L89 228H88V230L84 228V233H83L84 235H86L87 232L90 233V232L94 231V229L96 230V232H99V233H104L106 230H111V231L115 232V234L112 235V238L110 237L111 239L108 238V239L111 240L110 244H111V242L117 243V242H122V241H126L127 240L126 242H124V244H123V242L121 243L122 246L124 245V247L127 250L130 248V245L135 243V241L139 242L138 246H142V245H148L149 246V245H151L149 247L150 248H154L156 251L154 252L153 250L152 251L150 250L149 252H146L147 254L145 256H143L144 258H146L145 259V261L147 262L146 264L165 263L166 260L167 261L169 260L168 258H169L170 254H171V252H170V254L167 257V251H169L172 246L174 247V245L170 244L165 237L152 236V235L148 234L146 231L145 232L127 231L126 230L127 226H126V224L124 222H123L124 223V227H123L122 219H118V218H115V217L108 218V219H106V221H104V218L97 217L96 219H87ZM61 223H63V222H61ZM22 224H24V223H22ZM28 226H31V225H28ZM65 226H66V224H65ZM56 229L58 230V226L56 227ZM65 230H62L63 232L61 234L63 236H64V233H65ZM127 233H129L130 235L127 236ZM104 234H106V233H104ZM110 234H112V233H110ZM263 235H264V232H260L259 233V237H263ZM84 237H83V239H84ZM149 237H150L151 241L149 240ZM89 238H90V236H89ZM100 239H101V237H100ZM103 239H105V236H104ZM106 239H107V237H106ZM79 240H80V238L78 237V235L76 237L75 235H71V233H70L68 235V237L66 238V240H65L66 242L64 241L65 242L64 246L66 244L73 245L74 243H76ZM244 242L246 243V241H244ZM97 245H96V247L99 246V245L98 246ZM117 245H119V243H117ZM91 246H92V242H91ZM133 246L131 248V250L134 251L132 256L138 258L135 255V251H137L136 250L137 247L135 248ZM96 247L94 248L95 250H96ZM94 249H93V247L92 248H88L87 253L91 254V252H93ZM56 250H58V249H56ZM100 250H101V247H100ZM182 251H183L184 255H180V257L182 256L181 257L182 260H180L181 264H190L192 262H198V263L202 262L203 263V262H205L207 260H211L210 257H212V254L207 255V254H209V250H207V249L204 252H201L200 250H198V248H196V249H192L191 248V250L190 249H182ZM245 251L247 252V249L243 248L242 242H240V243H238L236 245L235 249L230 250L228 252L235 254V256L238 257L237 260H239V262L242 263V261H240V260H242L243 258L245 259V253H246ZM62 252H64V248L60 250V253H62ZM226 252L227 251H225V253ZM82 253H84V252H81V251L66 252V257L63 260L59 259V261H57L55 259V260L51 261L50 264H73L74 261H77L76 259ZM87 253H85L84 255L88 256ZM171 255L172 256H177V254H171ZM106 257H107V255H106ZM139 261L140 260H133L132 264H142L141 261L140 262ZM170 261H171V259H170ZM96 262H92L90 264H97ZM169 263L170 264H173V263L176 264L175 261H171ZM98 264H101V261Z\"/></svg>",
  "mask_w": 264,
  "mask_h": 264
},
{
  "label": "snow or ice",
  "instance_id": "obj_3",
  "mask_svg": "<svg viewBox=\"0 0 264 264\" xmlns=\"http://www.w3.org/2000/svg\"><path fill=\"white\" fill-rule=\"evenodd\" d=\"M9 3H14L18 11L24 13V18L19 23V27L23 29L31 23L35 25L37 22L43 24L44 13L47 9L37 6V0H8ZM143 2V0H141ZM162 2V0H156ZM75 9L61 13L59 17H55L53 22L56 25L62 26L64 31H72L73 27L80 18L74 15ZM44 27H49L44 24ZM80 32L95 40V33L86 27H81ZM22 32L7 33L0 25V53L12 55L15 48L19 46V39ZM55 35V33H53ZM59 39V37H56ZM92 43L90 40L73 38L71 47L67 50V56L64 60V70L73 74V79H79L84 74L87 66L92 65L98 59L97 50H103L102 45L96 42L94 49H89ZM64 51V49H59ZM104 59H108L105 55ZM38 66L43 69L44 66L37 62ZM27 92L18 98L17 103L22 100L30 99L33 103H38L42 97L38 92L37 81L43 82L48 78L44 74H37L35 67L27 69ZM101 80L104 77H100ZM3 84V90L7 92L9 82L7 80L0 82ZM258 81L253 78L246 82L245 87L248 91L246 99H242L240 105V115L245 119L254 115V110L249 107V101L254 99V88ZM95 90L103 91L102 87L92 85L90 88H83L86 95H90ZM90 103L95 109L97 115L101 109L98 107L95 100ZM4 109H12L14 104H5ZM31 108L22 109L19 112H10L7 116H0V137L7 142L9 153L12 157L18 160H26L35 153L36 144L38 141L46 140L56 131V122L51 118H43L35 115H30ZM114 119V118H112ZM198 119V117H197ZM111 120H102V123L107 126ZM7 124V127H6ZM243 133L252 132L256 129L240 125ZM116 133L109 132L111 137ZM214 134L222 135L221 129H214ZM211 139V136L209 137ZM166 145L179 144L180 139L175 141H164ZM203 146V145H202ZM258 150H264V139L257 140L243 148H235V161H247L257 154ZM111 152V149H108ZM128 160V157H122L120 161L111 159H97L77 161L76 167L83 168L91 175V178L105 186L108 191H117L120 203L111 211L98 213L96 217H85V219L99 218H118L130 219L132 221L128 226L129 231L147 232L152 236L165 237L168 242L180 249H196L208 247V235L216 234V229L210 223L207 215L197 217V208L193 207L190 211L185 210L177 202L183 199L191 204L203 195L218 209L221 213L228 214L230 219L239 226L236 231H228L221 238L227 241V246L230 250L235 249L240 242L247 241L255 243L256 232L261 227V221L264 220V214L254 213L253 208L257 206V202H261L260 206L264 207V181L255 183L244 182V177L231 174V183L226 186L215 189H204L201 193L187 188H175L164 173H160L164 182L167 184V193L164 195H142L133 198L126 193L135 187L133 177L128 173L120 171V164ZM34 183V178L29 181ZM213 193L222 194L221 198H217ZM162 199L166 200L167 207L165 211L157 213V204ZM245 200L253 206L250 208L240 203V200ZM200 213L204 212L203 208L199 209Z\"/></svg>",
  "mask_w": 264,
  "mask_h": 264
}]
</instances>
